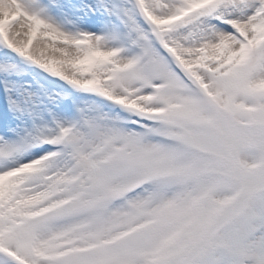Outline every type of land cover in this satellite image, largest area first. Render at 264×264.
<instances>
[{
	"label": "snow or ice",
	"instance_id": "snow-or-ice-1",
	"mask_svg": "<svg viewBox=\"0 0 264 264\" xmlns=\"http://www.w3.org/2000/svg\"><path fill=\"white\" fill-rule=\"evenodd\" d=\"M0 264H264V0H0Z\"/></svg>",
	"mask_w": 264,
	"mask_h": 264
}]
</instances>
